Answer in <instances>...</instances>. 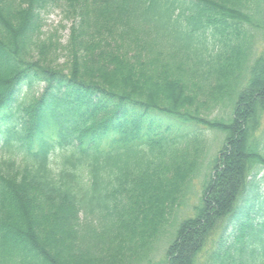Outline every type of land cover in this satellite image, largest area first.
I'll use <instances>...</instances> for the list:
<instances>
[{
    "label": "trees",
    "instance_id": "trees-1",
    "mask_svg": "<svg viewBox=\"0 0 264 264\" xmlns=\"http://www.w3.org/2000/svg\"><path fill=\"white\" fill-rule=\"evenodd\" d=\"M262 170L264 0H0V264H264Z\"/></svg>",
    "mask_w": 264,
    "mask_h": 264
},
{
    "label": "rangeland",
    "instance_id": "rangeland-1",
    "mask_svg": "<svg viewBox=\"0 0 264 264\" xmlns=\"http://www.w3.org/2000/svg\"><path fill=\"white\" fill-rule=\"evenodd\" d=\"M71 23L69 20L65 19L63 17V12L61 10V8H54L51 11H49L48 13L44 14V23H43V31L45 33L48 32H53L54 29L58 30L57 34L60 35L61 37V42L64 43L69 35V27H70ZM55 31V30H54ZM60 59L62 60L63 58L60 57ZM41 85H36L35 86V91H38L41 89ZM24 90V88H22ZM22 90V91H23ZM213 140L218 142L219 140H216L213 137ZM209 143L212 144V147H216V143H212L211 140H207ZM220 143V142H219ZM215 150V149H214ZM213 150V151H214ZM207 163L203 166L202 168V174H205L207 171ZM203 178V177H202ZM257 180H258V184H259V192L260 194L263 196L264 195V170L260 171L259 174L257 175ZM196 184V188L198 190H200V182L197 180L195 182ZM192 190H194V188H192ZM197 200H192V204H197ZM189 206V203L186 207ZM186 211L184 209H182V212L180 213L181 217L184 216H188L191 214V212H188L187 214H185ZM228 232L230 230H227ZM213 242L211 245H208L206 251L204 250L201 254H200V259H199V264H204L205 259L208 255V251L211 249V247L215 244L217 237L213 236ZM165 242L162 243V245H159V249L157 250L156 254L153 255V262L159 260L160 258H162V256L164 255L163 250L165 249Z\"/></svg>",
    "mask_w": 264,
    "mask_h": 264
}]
</instances>
